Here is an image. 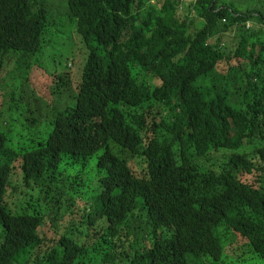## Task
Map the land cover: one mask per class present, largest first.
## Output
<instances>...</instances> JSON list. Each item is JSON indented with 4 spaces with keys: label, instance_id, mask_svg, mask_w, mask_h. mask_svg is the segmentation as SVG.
Returning <instances> with one entry per match:
<instances>
[{
    "label": "trees",
    "instance_id": "1",
    "mask_svg": "<svg viewBox=\"0 0 264 264\" xmlns=\"http://www.w3.org/2000/svg\"><path fill=\"white\" fill-rule=\"evenodd\" d=\"M249 1L0 0V264H264V0ZM67 29L83 55L21 67L35 106L14 117L6 80Z\"/></svg>",
    "mask_w": 264,
    "mask_h": 264
},
{
    "label": "rangeland",
    "instance_id": "2",
    "mask_svg": "<svg viewBox=\"0 0 264 264\" xmlns=\"http://www.w3.org/2000/svg\"><path fill=\"white\" fill-rule=\"evenodd\" d=\"M53 3H50L52 5V9L54 10L53 14L59 13V12H65L67 11V0H52ZM234 2H248L250 4L251 1L249 0H233ZM241 4V3H239ZM253 4V3H251ZM250 4V5H251ZM241 6H245L242 4ZM193 17V16H192ZM254 24H260L259 22L255 20H250L246 23V27H252ZM249 27V28H250ZM70 29H67L64 33H57L56 30L53 31L51 34V37L48 39L46 45L41 49V51L33 57L31 60L24 59L19 62V65L15 67V74L12 78H8L6 80V83L11 88V90L15 93L16 101L10 102L7 104V106L12 105L13 106V116L19 117V118H29V111L34 108V103L31 101V98L29 97V92L26 89L25 93L23 88H20V81H23L25 78V74L22 72L21 67H27L29 64L32 63V61H37L36 67L39 68V66H42V68L45 70V68H48L51 70V68L56 67V69H63L66 68L65 64L67 63V60L71 58V56L75 54H79L80 51L83 55L84 49L80 45L78 39L75 37L72 39V31H69ZM70 32V33H69ZM18 57V56H17ZM71 66V61L68 64V67ZM36 67H33L30 74L31 81L35 82L38 86L40 85L41 81L45 78L46 74L44 72ZM71 69V67H69ZM79 69V65L75 64V66L72 68V71H77ZM11 75V76H12ZM41 78L37 80V78ZM37 80V81H36ZM40 88V87H39ZM41 89V88H40ZM10 92L9 88L5 89V97L6 101L9 99L8 93ZM3 101V98L0 97V102ZM5 103V101H4ZM46 104V103H45Z\"/></svg>",
    "mask_w": 264,
    "mask_h": 264
},
{
    "label": "bare ground",
    "instance_id": "3",
    "mask_svg": "<svg viewBox=\"0 0 264 264\" xmlns=\"http://www.w3.org/2000/svg\"><path fill=\"white\" fill-rule=\"evenodd\" d=\"M258 27H260V25H259ZM250 29L252 30L253 28H250ZM249 31H250V30H249ZM239 35H240V34H239ZM235 36H236V35H235ZM237 37H238V36H236V40H237ZM258 37H259V36H258ZM259 38H261V37H259ZM39 49L41 50L42 48H39ZM38 51H39V50H38ZM38 51H37V52H38ZM148 79H149V78H148ZM149 81H150V79H149ZM150 83H151V82H150ZM153 88H154V86H153ZM126 111H127V110H125V112H126ZM127 112H128V111H127ZM133 121H134V120H133ZM129 127H130V125H129ZM113 147H114V146H113ZM99 148L101 149L102 147H98V149H99ZM100 149H99L98 152H101V151L103 150V149H101V151H100ZM92 150H93V149H92ZM103 151H104V150H103ZM103 151H102L101 153H103ZM101 153H100V154H101ZM95 154L97 155L96 152H95ZM93 155H94V154H93ZM141 157H142V156H141ZM137 159H138V158H137ZM135 160H136V159H135ZM144 161H145V160H144ZM132 162H134V160H133ZM139 162H141V161L139 160ZM142 162H143V161H142ZM96 163L99 164L98 162H96ZM102 163H103V162H102ZM134 163H136V161H135ZM132 164H133V163H132ZM95 165H96V164H95ZM134 165H135V164H134ZM96 166H97V165H96ZM104 166H105V165H104ZM97 167H100V166H97ZM11 168H12V167H11ZM16 168H17V167H16ZM16 168H15V169H16ZM85 168H86V167H84V169H85ZM91 168H92V167H91ZM95 168H96V167H95ZM106 168H107V167H106ZM18 169H19V167L16 169L15 174L19 172ZM89 169H90V168H89ZM92 169H93V168H92ZM92 169H91V170H92ZM97 169H98V168H97ZM10 170H11V169H10ZM23 170H24V169H23ZM95 170H96V169H95ZM135 170H136V169H135ZM12 171H13V170H12ZM12 171H11V172H12ZM24 171H25V170H24ZM81 171H82V170H81ZM81 171H79V172H81ZM6 172H7V171H6ZM9 172H10V171H9ZM104 172H105V171H104ZM106 172H107V171H106ZM123 172H124V171H123ZM123 172H122V173H123ZM134 172H135V171H134ZM95 173H97V172H95ZM122 173H121V174H122ZM125 173H126V175H128V174H127L128 172L125 171ZM125 173H123V175H124ZM135 173H136V172H135ZM8 174H9V173H8ZM8 174H7V175H8ZM15 174H14V175H15ZM3 175H4V173H3ZM7 175H6V176H7ZM17 175H18V174H17ZM19 175H21V173H20ZM24 175H25V173H24ZM82 175H83V173H82ZM87 175H88V174H87ZM87 175H86V176H87ZM103 175H105V174L103 173ZM8 176H9V175H8ZM79 176H80V174H79ZM89 176H90V175H89ZM95 176H97V175H95ZM124 176H125V175H124ZM128 176H129V175H128ZM128 176H127V177H128ZM134 176H135V175H134ZM1 177H2V176H1ZM3 177L5 178V176H3ZM14 177H15V176H14ZM18 177H19V176H18ZM80 177H81V176H80ZM80 177H79L78 179H80ZM99 177H101V176L99 175ZM102 177H104V176H102ZM102 177H101V178H102ZM120 177H121V176H120ZM122 177H123V176H122ZM122 177H121V178H122ZM131 177H133V176H131ZM7 178H8V177H7ZM84 178H85V177H84ZM115 178H116V177H115ZM121 178H120V180H121ZM123 178H125V177H123ZM123 178H122V179H123ZM81 179H82V178H81ZM81 179H80V180H81ZM85 179H86V178H85ZM85 179H82V180H85ZM96 179H98V178L96 177ZM128 179H129V178H128ZM0 180L3 181V178H1ZM24 180H25V178H24ZM80 180H79V181H80ZM2 181H1V182H2ZM5 181H6V179H5ZM7 181H9V179H7ZM7 181H6V182H7ZM114 181H117V180H114ZM118 181H119V180H118ZM1 182H0V184H1ZM10 182H11V179H10ZM12 182H13V181H12ZM12 182H11V183H12ZM81 182L84 183V181H81ZM89 182H90V181H89ZM97 182H98V180H97ZM99 182L101 183V181H99ZM123 182H125V181H123ZM2 183H3V182H2ZM24 183H25V182H24ZM26 183H27V182H26ZM26 183H25V184H26ZM78 183H79V182H78ZM85 183H86V181H85ZM93 183H94V182H93ZM120 183H121V181H120ZM128 183H129V182H128ZM103 184H104V183H103ZM114 184H115V183H114ZM123 184H124V186H125L126 183H123ZM123 184H122V185H123ZM129 184H132V183L130 182ZM133 184H134V183H133ZM1 185H2V184H1ZM5 185H6V183H5ZM5 185H4V186H5ZM84 185H85V184H84ZM96 185H97V184H96ZM117 185H118V183H117ZM4 186H1L0 189H2ZM73 186H74V185H73ZM93 186H94V185H93ZM103 186L105 187V184H104ZM74 187H75V186H74ZM96 187H97V186H96ZM96 187H95V188H96ZM117 187H118V186H117ZM117 187H115V190H116ZM126 187H127V186H126ZM27 188H28V187H27ZM90 188H91V187H90ZM92 188H94V187H92ZM92 188H91V189H92ZM13 189H14V188H13ZM20 189H21V188H20ZM62 189H63V188H62ZM62 189H61V190H62ZM69 189H70V188H69ZM76 189H78V188H76ZM80 189H81V188H80ZM83 189H84V188H83ZM92 190H93V189H92ZM17 191H18V190H17ZM29 191H30V190H29ZM62 191H63V190H62ZM72 191H73V190H72ZM74 191H76V190L74 189ZM74 191H73V192H74ZM86 191H87V190H85V192H86ZM118 191H120L119 193H121V189H117L116 192H118ZM2 192H4V191H2ZM21 192H23V191H21ZM66 192H67V191H66ZM83 192H84V191H83ZM94 192H95V191H94ZM105 192H106V191H105ZM14 193H16V192H14ZM75 193H76V192H75ZM19 194H20V193H19ZM66 194H67V193H66ZM84 194H86V193H84ZM64 195H65V194H64ZM70 195H71V194H70ZM86 195H87V194H86ZM94 195H95V194H94ZM94 195H93V196H94ZM101 195H102V194H101ZM117 195H118V193H117ZM119 195H120V194H119ZM161 195H162V194H161ZM3 197H4V196H3ZM55 197H56V196H55ZM65 197H66V196H65ZM73 197H74V196H73ZM99 197H100V196H99ZM104 197H105V196H104ZM141 197H142V196H141ZM151 197H152V196H151ZM12 198H13V197H12ZM15 198H16V197H15ZM19 198H20V197H19ZM101 198H102V197H101ZM113 198H114V197H113ZM144 198H145V197H144ZM144 198H143V199H144ZM149 198H150V196H149ZM158 198H159V197H158ZM88 199H89V198H88ZM88 199H87V200H88ZM93 199H95V197H94ZM136 199H137V198H136ZM136 199H135V200H136ZM160 199H161V197H160ZM164 199H165V198H164ZM2 200H3V199H2ZM55 200H56V199H55ZM91 200H92V199H91ZM98 200H100V199L98 198ZM101 200H102V199H101ZM101 200H100L99 202H101ZM103 200H105V199H103ZM112 200H113V199H112ZM114 200H115V199H114ZM116 200H117V198H116ZM135 200H134V201H135ZM139 200H140V197H139V199H138L137 201H139ZM144 200H145V199H144ZM152 200H153V199L151 198V201H152ZM30 201H31V200H30ZM92 201H93V200H92ZM95 201H96V200H95ZM151 201H150V202H151ZM58 202H59V201H58ZM62 202H63V201H62ZM105 202H106V200H105ZM116 202H117V201H116ZM144 202H146V200H145ZM13 203H14V202H13ZM60 203H61V202H60ZM113 203H114V202H113ZM113 203H112V204H113ZM3 204H4V203H3ZM7 204H8V203H7ZM61 204H62V203H61ZM106 204H107V203H106ZM132 204H133V203H131L130 205H132ZM135 204H136V203L134 202L133 205H135ZM154 204H155V203H154ZM46 205H47V204H46ZM137 205H138V204H137ZM143 205H145V207H147V206H146L147 204L144 203ZM4 206H5V205H4ZM13 206H14V205H13ZM64 206H66V205H64ZM122 206H123V205H122ZM149 206H150V205H149ZM58 207H59V205H58ZM60 207H61V205H60ZM62 207H63V206H62ZM135 207H136V205H135ZM145 207H143V209H144ZM14 208H15V207H14ZM55 208H56V207H55ZM12 209H13V208H12ZM12 209H10V210H12ZM53 209H54V208H53ZM59 209H60V208H59ZM66 209H68V207H67ZM71 209H72V208H71ZM108 209H109V208H108ZM111 209H112V207H111ZM136 209L138 210V209H140V207H138V208H136ZM141 209H142V207H141ZM141 209H140V210H141ZM3 210H4V209H3ZM3 210H1V211H3ZM62 210H63V209H62ZM59 211H60V210H59ZM59 211H58V212H59ZM68 211H69V210H68ZM70 211H71V210H70ZM16 212H17V211H16ZM23 212H24V211H23ZM54 212H56V211H54ZM14 213H15V212H14ZM0 214H2V213H0ZM112 214H115V213H112ZM11 215H12V214H11ZM4 216H5V214H4ZM115 216H116V215H115ZM106 222H107V221H106ZM105 226H106V225H105ZM3 227H4V225H3ZM127 229H128V228H127ZM1 230H2V229H1ZM103 231H104V230H103ZM92 255H93V254H92ZM92 255H89V256L92 258Z\"/></svg>",
    "mask_w": 264,
    "mask_h": 264
}]
</instances>
